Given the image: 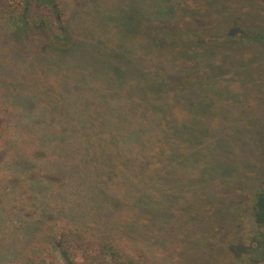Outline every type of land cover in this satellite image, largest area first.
Listing matches in <instances>:
<instances>
[{
  "label": "rangeland",
  "instance_id": "obj_1",
  "mask_svg": "<svg viewBox=\"0 0 264 264\" xmlns=\"http://www.w3.org/2000/svg\"><path fill=\"white\" fill-rule=\"evenodd\" d=\"M113 1L75 0L64 19L75 34L61 50L0 26V263L17 261L47 219L80 238L117 230L139 264H195L199 251L223 259L245 238L263 246L264 208L248 203L243 235L236 206L257 194L258 179L264 191L263 45L237 42L245 33L234 26L225 56L222 47L195 56L191 85L154 95L135 71L150 76L158 64L151 43L122 16L104 29ZM227 1L236 13L249 6ZM248 2L264 18V0ZM251 256L264 264V253Z\"/></svg>",
  "mask_w": 264,
  "mask_h": 264
},
{
  "label": "trees",
  "instance_id": "obj_2",
  "mask_svg": "<svg viewBox=\"0 0 264 264\" xmlns=\"http://www.w3.org/2000/svg\"><path fill=\"white\" fill-rule=\"evenodd\" d=\"M205 1L216 6L207 8L202 2L201 7V0H114L112 6L110 5L112 10L117 4L113 15H103L105 14L103 12L102 20L105 19V23L99 16L98 18L104 23L105 30L117 28L121 16L128 20L129 31L139 35L141 40L151 43L153 58L158 63L154 70L151 69L150 76L148 74L150 68L147 66L141 65L135 70L136 73L147 74L144 87L154 95L177 93L192 84L190 80L192 75L200 74L196 71L198 69L193 67L195 56L199 59L204 54L206 59H210L221 47L220 50H224L221 55L225 56L227 47L225 41L227 39L237 41L229 35L234 26H239L245 33L244 39L237 42L246 41L248 42L246 46L256 47L257 44L251 45V43L259 41V44L264 47V18L262 15L257 18L251 17L258 15L252 8L253 2L246 0L249 6H242L239 13H236L238 12L236 9L230 11V2L227 0ZM74 2L75 0H0V26L16 37L24 31L30 36L36 34L40 39L46 38L48 41L46 43H44L46 39L43 41L42 48L46 44L60 42V46L57 47L61 50L65 41L75 34V31H69V33L64 25L65 12L73 6ZM118 6L126 15L117 14ZM245 8L250 9L245 12ZM225 15H228L230 19H226ZM66 31L69 33L67 38ZM110 49L120 57L124 53V48L119 50L110 47ZM47 51H49L47 48L42 50V55ZM0 103H2L1 93ZM5 129L3 120L0 118V141ZM257 187L256 195L251 199L243 198L240 205L236 204L240 206L237 219L238 224L241 222L240 231L243 235V219L249 204L255 201V209H258L259 205L264 208V199H261L264 191L259 187V179ZM95 195L89 193L86 197L102 199L103 204L106 203V205L118 204V201L108 194ZM258 201H262L261 204H257ZM131 225L135 231L144 230L147 227L146 224H137L136 220L132 221ZM118 232L112 229L88 238L74 237L68 232L59 230L52 219H47L41 225L32 245L27 246L13 264H139L133 254L119 245L118 239L122 240L123 236ZM259 235L264 239V231H260ZM244 238L243 236L241 239ZM250 242V238H245L242 244L239 243L240 254L233 251L236 247L233 245L230 249L232 255L227 254V257L223 259L221 255L218 259H208L199 251L200 255L195 264H257L256 258H252L251 255L264 253V244L256 249ZM42 251L45 257L41 254Z\"/></svg>",
  "mask_w": 264,
  "mask_h": 264
}]
</instances>
